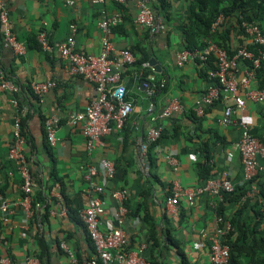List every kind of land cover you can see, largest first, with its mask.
Masks as SVG:
<instances>
[{"label":"crops","instance_id":"crops-1","mask_svg":"<svg viewBox=\"0 0 264 264\" xmlns=\"http://www.w3.org/2000/svg\"><path fill=\"white\" fill-rule=\"evenodd\" d=\"M67 1L0 0V10L7 17V29L26 46L24 55H16L0 36V69L23 91V108L28 114L25 154L36 183L32 208L26 218L20 204L21 178L8 156L16 113L11 105V95L1 93L0 195L2 202L8 205L9 214L6 220L0 215V258L11 262L35 258L39 264H71L61 248L64 244L77 264H86L95 257V250L79 218L80 213L91 197H98L104 204L102 227H115L117 203L111 193L125 189L128 192L125 201L128 212L122 230L128 238L126 250L129 253H141L150 264H209L208 236L216 228L217 201L206 193L196 199L193 207H188L182 200L177 208H171L166 205V199L171 195L175 182L179 183L183 193L199 186L201 182L196 165L203 159L195 150L205 141L211 146L209 165L215 176H226L234 186L245 184L236 147L241 136L239 123H245L250 132L264 142V103H248L245 109L234 115L236 125L230 127L220 124L223 110L225 106L232 105L230 102H217L207 108L202 118H196L194 108L206 91L207 82L199 74V65L188 63L178 68L175 64L177 53L186 44L180 29L186 16V0H167V9L161 8L159 1L162 0H146L150 7L159 9V13L156 10L155 13L166 26L165 31L151 36L146 29L134 24L136 6L131 2L123 7L124 10L120 8L124 14L111 39L117 51L130 50L138 45L144 47L156 60L161 72L142 66L146 75L141 79L133 65L125 68L122 83L126 99L133 106L126 121V138L122 132L114 131L104 138L103 146L88 154L80 125L69 124V117L85 110L94 100L95 90L83 78L69 73L66 62L59 57L54 46L64 41L70 33V26L75 25L77 49L98 54L102 37L98 21L104 13L112 14L120 9L111 3L95 4L93 0H72L73 5ZM224 23L230 29L228 45L232 50L252 46L238 33L235 20L223 19L222 25ZM257 24L264 28V21ZM42 33L50 50L39 47L38 35ZM239 68L243 72L245 66L240 63ZM155 74L166 77L168 81L164 91L155 93L152 100L155 108L150 115L147 112L150 100L142 84L147 82L154 86L150 81L154 80ZM33 81H54L56 87L38 100L29 88ZM260 84L261 80L255 77L252 85ZM171 99L182 104L184 114L161 120L160 127L168 136L156 151V168L153 171L156 179H149L148 166L143 165L139 145L146 139L152 116H159ZM53 116L60 119V125L56 131V145L50 146L44 121ZM216 138H220L221 143L213 145ZM101 159L114 164L115 176L112 179H107L100 169ZM171 159L175 162L170 163ZM89 167L96 170L91 183L101 187L102 193L91 190L86 180ZM141 186L151 188L147 195H139ZM252 193L258 197L255 188ZM35 203L40 205L38 209ZM235 210L234 206L227 208L224 218L230 220ZM241 218L247 225V242L262 239L264 243V213L259 217L247 207ZM241 236V231H235L232 241L240 240ZM40 239L44 251L38 243ZM244 247L247 252L248 247ZM239 261L238 264H261L264 246L257 244L252 257L245 253Z\"/></svg>","mask_w":264,"mask_h":264},{"label":"built area","instance_id":"built-area-1","mask_svg":"<svg viewBox=\"0 0 264 264\" xmlns=\"http://www.w3.org/2000/svg\"><path fill=\"white\" fill-rule=\"evenodd\" d=\"M131 2L136 6L134 15L136 26L148 30L151 35L165 31L166 26L154 14L146 0H93L95 4L111 3L124 7ZM67 3L73 5L72 0H68ZM121 19L122 13L118 11L112 14L104 13L98 21V28L102 33V37L101 49L96 55L77 49L75 40L77 29L75 25L70 26L68 37L54 46L59 57L66 62L69 73L83 78L92 84L95 90V98L85 110L73 113L69 117V124L80 125L86 140L88 154H92L97 147L103 146L104 138L112 132H120L133 109L132 103L126 99V89L122 83V78L125 68L136 62V56L129 49L117 51L111 39L113 28L120 23ZM223 19L221 15L216 19L212 25L213 31L222 24ZM240 28L245 39H248L250 44L255 47V52L250 51L247 46H242L235 51L233 56H229L226 50L208 42L202 50H182L178 52L175 59L178 68L188 63L207 65L211 62L213 69L207 71V80L214 84L208 86L202 97L197 101L194 113L196 117L202 118L207 107L219 101L230 102L232 105L225 106L220 119V124L223 127L236 125L234 115L245 109L248 103H264V85H252L257 70L264 68V28L254 21L248 22L245 20L241 21ZM0 36L14 54L19 56L25 54L26 46L20 43L7 29V17L2 10H0ZM38 41L44 50L51 49L43 33L38 35ZM244 60L249 61L251 66L245 68L242 72L239 64ZM142 66L149 67L147 63ZM166 85V78L161 79L156 89L155 86H150L147 82L142 84L148 98H151L154 92L165 89ZM55 87L56 82L54 81H33L29 84L31 92L38 100H42V97ZM19 92L20 87L0 69V94L11 95V105L16 113L8 156L14 162L15 171L21 178L22 197L20 204L27 218L32 208L31 204L36 183L25 154L26 139L22 133L17 110L18 104L15 98V95ZM154 108V103L149 102L147 112L150 115L153 114ZM182 114H184L182 104L176 99H171L159 116H152L151 122ZM59 125L60 119L55 116L44 121L46 140L50 146L56 145V131ZM239 125L241 136L236 147L240 154L243 169V183H249L257 175H264V142L255 137L245 123H239ZM161 131L160 126H150L145 141L139 145V153L142 155L144 166L147 165L148 145L159 138ZM174 162L175 160L171 159L170 163ZM99 165L107 179H112L115 176V167L111 161L101 159ZM95 174L96 170L89 167L86 180L90 183L91 190L102 193L101 187L91 183V178ZM180 188L178 182L173 184L171 195L166 199L168 207L177 208L182 200L188 207H193L196 199L206 193L216 201L222 202L223 193H232L235 190L234 184L226 176L215 177L204 186L189 188L184 193ZM252 189H254V186ZM127 196L128 192L125 189L111 193L112 199L117 203V210L114 215L115 227H102L101 218L104 213V204L98 197H91L87 207L80 213L79 218L95 250V257L86 264H110L112 262L118 264H150L141 256V253H129L126 250L128 238L122 230V225L128 212L125 206ZM253 197L252 191H249L242 198V201ZM7 206L2 202L0 195V215L5 220L7 219L5 217L9 214ZM34 206L38 209L40 205L35 203ZM231 229L232 225L229 221H224L221 217L216 218V228L208 236L210 244L209 264H230V248L224 243V238L230 233ZM61 248L70 258L71 264H77L76 258L64 244H61ZM0 264H39V261L31 258L22 262H11L0 258Z\"/></svg>","mask_w":264,"mask_h":264},{"label":"trees","instance_id":"trees-1","mask_svg":"<svg viewBox=\"0 0 264 264\" xmlns=\"http://www.w3.org/2000/svg\"><path fill=\"white\" fill-rule=\"evenodd\" d=\"M186 2H187L186 16L183 25L180 28L186 40V44L184 45L183 50H189V51L202 50L206 47L208 42H211L217 45L219 48L226 50L229 56H233V54L238 48L232 50L228 45V41L230 40L229 26H227L226 23H224V25L221 24L215 31H213L212 25L216 21V19L221 15L223 16L225 21L231 19L235 20V25H236L235 28L238 29V33L242 36H244V33L240 28V23L242 20L248 22L254 21L256 23L257 22L261 23L264 21V0H186ZM159 3L162 9L163 8L167 9L168 7L167 0L159 1ZM117 6L119 7V9L120 8L123 9L124 7L122 5H117ZM151 9L155 15H156L155 10L158 11L159 13V9L157 7L154 9L151 7ZM118 11L124 14L121 9ZM116 27L113 28V31H115ZM147 34L151 36L148 30H147ZM35 46L38 47L36 45V42H35ZM248 49L250 51L255 52L254 46H249ZM130 51H132L137 58L133 66L135 72L137 74H141V79H142L146 75L145 69L142 68V65L144 63H148V61L151 59L152 56L148 53V51L144 47L140 45L133 47L132 49H130ZM240 63L243 64L245 68H249L251 66V63L247 60L241 61ZM199 67H200L199 74L207 82V88H208V86L214 84L207 80V71L209 69H213V66L211 65V62H209V64L199 65ZM5 75L7 74L5 73ZM155 75L156 76L154 77V80L152 82L150 81V83H153L156 89L159 86L161 79L166 77L157 74ZM8 78L10 79V77ZM257 78L261 80L260 86L264 85L263 67L257 70L256 79ZM164 90L165 89L154 92L153 96L149 98L150 102H152L155 93L162 92ZM15 98L17 99V104H18L17 110L21 121L22 133L27 143V138L25 135V121L28 114L27 112L24 111L23 108L24 98H23V91L21 89L20 92L17 95H15ZM216 103H214L213 105H215ZM213 105L209 107H212ZM207 108L205 110V113L207 111ZM166 119H170V118H166ZM151 124H152L151 126L153 127H158L161 125V120H155L151 122ZM120 132H122L124 138H126V134H127L126 122ZM167 136L168 135L167 133H165V131L164 132L161 131L159 138L148 145L146 160L148 166L149 179H151V177L156 179L155 174H153V171L156 168V160H157L156 151L162 145L163 140H165ZM218 142L221 143L220 138H216L215 142H213V145H216ZM210 151H211V146L207 143V141L201 142L195 150V153L199 152L201 158L203 159V161L197 163L196 165V172L201 182L199 186H204L209 180H212L217 176V174L215 176V173L212 172L213 169L211 168V165H209L211 159ZM253 186L256 189V193H258V197H253L251 199H246L245 201H242V198L247 194V192L253 190L252 189ZM140 189L141 190L139 192V195L145 196L149 193L151 188L148 186L147 187L141 186ZM222 196H223L222 202L217 201L216 203L217 217H221L225 221L226 220L224 218L225 210L229 207H233V206L236 207L235 213L233 214L232 218L228 220L232 225V229L230 233L224 238V243L228 245L230 248V264H238L240 262L239 259L241 258L242 254L248 253L249 256L252 257V253L255 252L257 244L262 247L264 246L262 239L261 240L251 239V243L247 242V239L245 237V229L247 228L246 227L247 225L245 221H243L241 218L242 213L244 212L245 209H247V207L253 209L257 216L262 217L264 213V175L259 174L252 182L245 183L242 186H235L234 192L223 193ZM235 231H241L242 236L240 240L236 239L232 241V235L234 234ZM250 232L254 233V230H251ZM38 243H40V247L42 251H44V247L41 244V239L38 241ZM242 243H244V245L248 247L247 252L245 250L247 248L244 247ZM182 262L183 263L186 262L183 257H182ZM261 264H264V261Z\"/></svg>","mask_w":264,"mask_h":264},{"label":"water","instance_id":"water-1","mask_svg":"<svg viewBox=\"0 0 264 264\" xmlns=\"http://www.w3.org/2000/svg\"><path fill=\"white\" fill-rule=\"evenodd\" d=\"M148 65L150 68H152L155 72L160 73L161 72V68L159 67L158 63L156 62V60L154 58H151L148 61ZM144 82V81H143Z\"/></svg>","mask_w":264,"mask_h":264}]
</instances>
